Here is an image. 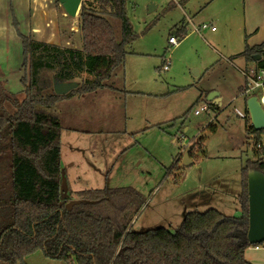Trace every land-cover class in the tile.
<instances>
[{"label": "rangeland", "instance_id": "obj_1", "mask_svg": "<svg viewBox=\"0 0 264 264\" xmlns=\"http://www.w3.org/2000/svg\"><path fill=\"white\" fill-rule=\"evenodd\" d=\"M206 1L127 0L126 15L137 37L125 46L122 70L113 77L116 89L75 95L50 107L64 126L60 134L62 195L75 198L71 192L88 188L132 187L145 197L131 221L135 231L157 227L174 231L186 213L210 208L227 216L240 215V168L253 157V140L246 132L248 95L239 90L244 77L234 67L243 63V57L235 54L242 49V5L231 14V0ZM150 2L156 7L148 11ZM219 8L228 26L211 17ZM211 20L216 32L209 30ZM111 23L120 40V21ZM201 23L207 28L194 31ZM64 32L70 34L68 29ZM172 35L179 39L175 45L167 41ZM70 41L63 47L81 49L77 35ZM164 63L166 70L161 68ZM21 74L22 68L19 74L10 72L5 82L7 90L17 92L19 98ZM86 76L90 77L81 72V77ZM211 92L216 93L217 104L207 99ZM250 93L259 95L258 90ZM202 103L208 109L194 114ZM198 138L203 140L205 154L196 147L192 163L184 166L180 153ZM244 258L264 264V246L254 249L250 244ZM23 264L64 262L37 250L26 255Z\"/></svg>", "mask_w": 264, "mask_h": 264}, {"label": "trees", "instance_id": "obj_2", "mask_svg": "<svg viewBox=\"0 0 264 264\" xmlns=\"http://www.w3.org/2000/svg\"><path fill=\"white\" fill-rule=\"evenodd\" d=\"M126 3L81 1V49L23 35L12 18L22 45L19 83L23 95L19 98L0 80L1 264H23L24 257L37 250L64 264H251L244 258V249L250 245L246 239L247 174L253 170L264 174V128H246L247 137L253 140V157L240 168L237 217L210 208L186 213L174 231L163 227L135 231L131 221L145 197L129 186L69 191L86 202L66 207L74 198L61 193L60 134L64 126L50 107L74 95L116 89L113 77L122 70L125 46L137 37L126 15ZM112 19L120 21V40L115 38ZM253 54L260 55L256 62L261 63L264 42L245 44L236 55L254 61ZM81 72L90 77H81ZM53 81H75L77 85L56 94ZM210 130L215 131V126ZM202 141H192L188 156L196 147L205 154Z\"/></svg>", "mask_w": 264, "mask_h": 264}, {"label": "crops", "instance_id": "obj_3", "mask_svg": "<svg viewBox=\"0 0 264 264\" xmlns=\"http://www.w3.org/2000/svg\"><path fill=\"white\" fill-rule=\"evenodd\" d=\"M209 1L211 0H207L205 4ZM240 4L242 5L243 13V22L241 25V32L243 34L242 49L235 54L240 53L245 44L248 46H256L264 42V0H231L228 4V7L231 9V14L237 13L236 8ZM13 17L17 21L18 31L23 35H30L37 41L52 43L63 47V44H70L71 37L77 35L78 44L81 46L78 16L74 18L65 14L57 0H0V80H2L6 89L8 88L6 86L8 73L17 71L19 74L21 72L22 45L16 29L12 25ZM211 17L217 21L225 22L226 20L223 17L222 8H219V12H214ZM188 22H191L189 18ZM212 22L211 20L209 26H213ZM184 23L182 22L180 24L181 30H184ZM225 23L227 26L229 25L228 22ZM66 29L70 31L69 35H67V32H64ZM210 31L216 32L217 29L215 28ZM210 47L216 50L212 45ZM18 54L21 60L19 57L17 58ZM227 61L231 62L230 60ZM255 62V60L246 61L243 57V63L240 67H234L241 72L246 66ZM15 64L16 66L19 64L17 69H14ZM22 75L23 69L22 74L17 78L18 82ZM19 85L22 87L20 83ZM242 86L243 84L239 86V90ZM90 93L93 94L94 92ZM66 99H69V97L58 102Z\"/></svg>", "mask_w": 264, "mask_h": 264}, {"label": "water", "instance_id": "obj_4", "mask_svg": "<svg viewBox=\"0 0 264 264\" xmlns=\"http://www.w3.org/2000/svg\"><path fill=\"white\" fill-rule=\"evenodd\" d=\"M63 8L65 14L74 17L77 15L81 0H57ZM156 5L153 2L148 4V11L153 10ZM253 60L260 59L259 54L252 55ZM77 85L75 81L57 82L53 81V90L56 94H64ZM207 99L217 104L219 99L215 92L207 95ZM245 107L248 112L250 125L255 130L264 128V111L260 107L256 96H247ZM182 163L187 166L191 163L188 156V150L182 155ZM86 202L85 200L72 199L67 202L66 207L70 209L74 204ZM247 202H248V226L246 239L249 244H255L264 241V174L253 170L247 174Z\"/></svg>", "mask_w": 264, "mask_h": 264}, {"label": "built area", "instance_id": "obj_5", "mask_svg": "<svg viewBox=\"0 0 264 264\" xmlns=\"http://www.w3.org/2000/svg\"><path fill=\"white\" fill-rule=\"evenodd\" d=\"M207 24L201 23L196 28H194V31H199L200 29H206ZM210 30H214L213 26H209ZM178 38L176 35L169 36L167 41L171 45H175L178 42ZM161 68L163 70L167 69V63H164ZM243 77H244V84L241 87V92L244 95H255L256 99L260 105V107L264 111V58L262 59L261 63H253L246 66L241 71ZM253 90H258L259 95L250 93ZM247 97V96H245ZM208 104L202 103L199 104L198 108H195L193 113L199 114L201 111L208 109ZM245 115V114H244ZM254 249H259L260 247L264 246V241L252 244Z\"/></svg>", "mask_w": 264, "mask_h": 264}]
</instances>
